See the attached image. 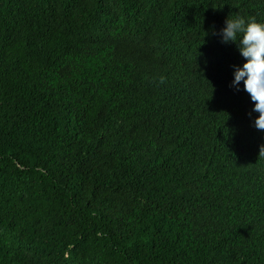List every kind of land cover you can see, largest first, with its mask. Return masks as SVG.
Returning <instances> with one entry per match:
<instances>
[{"label": "trees", "instance_id": "16d2710c", "mask_svg": "<svg viewBox=\"0 0 264 264\" xmlns=\"http://www.w3.org/2000/svg\"><path fill=\"white\" fill-rule=\"evenodd\" d=\"M236 14L264 0H0V264H264Z\"/></svg>", "mask_w": 264, "mask_h": 264}, {"label": "clouds", "instance_id": "9594fccd", "mask_svg": "<svg viewBox=\"0 0 264 264\" xmlns=\"http://www.w3.org/2000/svg\"><path fill=\"white\" fill-rule=\"evenodd\" d=\"M214 34L219 35L221 43H234L244 59L242 65L234 66L231 86L239 91L243 84L253 102L252 112L258 113L253 126L264 130V21L239 14L228 16L225 26ZM259 155H264V145Z\"/></svg>", "mask_w": 264, "mask_h": 264}]
</instances>
